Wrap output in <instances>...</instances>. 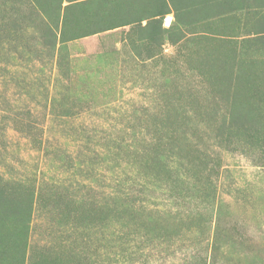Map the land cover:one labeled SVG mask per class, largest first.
I'll list each match as a JSON object with an SVG mask.
<instances>
[{"label": "rangeland", "instance_id": "374dc122", "mask_svg": "<svg viewBox=\"0 0 264 264\" xmlns=\"http://www.w3.org/2000/svg\"><path fill=\"white\" fill-rule=\"evenodd\" d=\"M251 130L264 0H0V264H264Z\"/></svg>", "mask_w": 264, "mask_h": 264}, {"label": "trees", "instance_id": "16d2710c", "mask_svg": "<svg viewBox=\"0 0 264 264\" xmlns=\"http://www.w3.org/2000/svg\"><path fill=\"white\" fill-rule=\"evenodd\" d=\"M245 136L250 140L251 143L254 144H263L264 145V135L261 134L257 130H251V132L247 131Z\"/></svg>", "mask_w": 264, "mask_h": 264}, {"label": "built area", "instance_id": "2783aa9c", "mask_svg": "<svg viewBox=\"0 0 264 264\" xmlns=\"http://www.w3.org/2000/svg\"><path fill=\"white\" fill-rule=\"evenodd\" d=\"M170 18H168V17H166V18H164V20H163V25L164 26H168L169 24H170Z\"/></svg>", "mask_w": 264, "mask_h": 264}]
</instances>
